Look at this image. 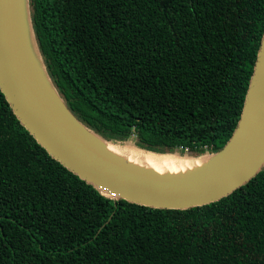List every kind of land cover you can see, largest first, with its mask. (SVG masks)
<instances>
[{
  "label": "trees",
  "instance_id": "obj_1",
  "mask_svg": "<svg viewBox=\"0 0 264 264\" xmlns=\"http://www.w3.org/2000/svg\"><path fill=\"white\" fill-rule=\"evenodd\" d=\"M46 71L100 137L202 156L232 136L264 0H28ZM0 264H264V163L218 201L102 193L43 148L0 90Z\"/></svg>",
  "mask_w": 264,
  "mask_h": 264
},
{
  "label": "water",
  "instance_id": "obj_2",
  "mask_svg": "<svg viewBox=\"0 0 264 264\" xmlns=\"http://www.w3.org/2000/svg\"><path fill=\"white\" fill-rule=\"evenodd\" d=\"M28 12L30 18L29 3ZM30 25L32 29L31 18ZM32 33L34 36L33 29ZM0 90L22 125L53 158L103 194L132 203L166 209L209 204L242 186L264 163V34L232 136L223 148L210 154V164L188 177L166 178L114 161L77 130L80 125L106 140L76 119L57 92L65 115L58 112L23 52L15 0H0Z\"/></svg>",
  "mask_w": 264,
  "mask_h": 264
},
{
  "label": "bare ground",
  "instance_id": "obj_3",
  "mask_svg": "<svg viewBox=\"0 0 264 264\" xmlns=\"http://www.w3.org/2000/svg\"><path fill=\"white\" fill-rule=\"evenodd\" d=\"M18 32L27 62L33 71L39 86L50 103L62 115L65 110L49 77L45 71L32 33L27 0H15ZM77 130L105 155L132 170L153 173L166 178L188 177L201 170L212 161L210 154L202 156L179 155L176 153H155L137 148L130 143L117 144L99 138L94 133L77 125Z\"/></svg>",
  "mask_w": 264,
  "mask_h": 264
}]
</instances>
